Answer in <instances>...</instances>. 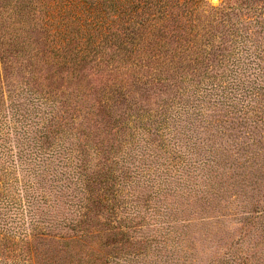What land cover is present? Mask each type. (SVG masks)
I'll use <instances>...</instances> for the list:
<instances>
[{
	"label": "rangeland",
	"instance_id": "1",
	"mask_svg": "<svg viewBox=\"0 0 264 264\" xmlns=\"http://www.w3.org/2000/svg\"><path fill=\"white\" fill-rule=\"evenodd\" d=\"M188 1L0 0V146L25 148L46 134L45 148L81 151L83 173H93L91 220L69 248L49 242L45 250L57 260L264 264V177L245 189L236 171L221 168L232 175L221 207L202 212L182 204L186 196L176 194V172L166 165L175 164L181 147L172 136L179 115L240 76L254 81L251 59L264 52V4ZM92 15L105 25L83 23ZM231 134L240 139V127ZM25 166L2 179L0 198L28 197L38 209L44 195L51 200L46 213H62L49 186L28 179ZM256 200L257 218L246 216L244 207ZM15 219L27 222L21 208Z\"/></svg>",
	"mask_w": 264,
	"mask_h": 264
},
{
	"label": "trees",
	"instance_id": "2",
	"mask_svg": "<svg viewBox=\"0 0 264 264\" xmlns=\"http://www.w3.org/2000/svg\"><path fill=\"white\" fill-rule=\"evenodd\" d=\"M67 1L71 5L78 2ZM79 2L81 3V0ZM188 2L197 6L202 0ZM258 2L264 4V0ZM98 10L97 4L91 12ZM89 17V22H83L81 16L78 17V21L82 20L83 23L90 25L88 27H101L106 23L103 20L100 24L94 23L90 19H95V16ZM92 23L94 24L91 25ZM72 41L73 38H70L71 43ZM252 59L251 63L255 66L253 82L246 84L240 76V81L235 79L229 82L231 87L223 89L221 94H212L211 99L204 96L201 101L198 98L196 101L199 104L191 105L190 112L185 110L177 118L178 127L172 136L181 147L175 148L176 156L173 158L175 164H165L167 167L171 165L176 172L174 176L178 182L176 194L180 191L182 192L180 196H186L181 200L182 204L199 206L202 212L209 208L218 212L224 199L221 197L224 196L223 184H226V180L232 179V175L228 177L221 168L236 171L234 176H240V184H247L245 189L254 190V185L264 177V52L256 53ZM220 115L225 119H221ZM222 122L228 125L221 124ZM238 127L240 139H235L231 133ZM43 137H46V134L30 139L25 148L0 146V185L4 177L11 175V171L20 165L21 167L26 165L24 171L28 179L31 176L36 178L39 182L36 184L41 189H45L43 185L49 186L48 194L55 195L52 203L56 206L60 204L59 208L62 207L63 212L46 213L45 208L50 209L51 200H47L44 195L39 196L41 205L37 209L32 207V201L28 197L15 198L9 194V196L1 194L3 198H0V264L18 262L69 264L65 260L59 261L54 258L45 247L49 242L58 241L65 248H69L74 243V237H78V233L87 226V221L91 220L87 219L89 216L87 210H90L89 204H95L96 200L89 196L91 191L87 187L93 180L91 177L93 173H83L85 163L83 153L75 148L48 150L41 141ZM136 161L141 162V159ZM165 164L162 165L166 166ZM202 184L204 188L201 187ZM1 189L2 187L0 191ZM15 199L22 201L24 206L22 207L21 202L17 205ZM105 200L107 201L106 198ZM110 206L109 209H115L114 205ZM258 207L259 203L250 209L244 207L243 213L257 218L254 214L258 213ZM20 208L22 213H25L26 223L17 222L15 219L20 215ZM12 209L16 212L12 213L13 216L10 215ZM261 214H264V210ZM260 228L264 231V221L260 222ZM16 234H19L20 242L16 241ZM254 245L252 248H256L259 243Z\"/></svg>",
	"mask_w": 264,
	"mask_h": 264
}]
</instances>
